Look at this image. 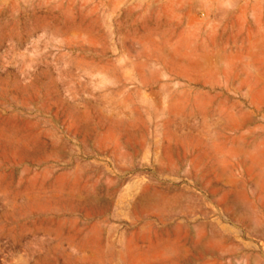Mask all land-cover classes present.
<instances>
[{
	"label": "rangeland",
	"instance_id": "rangeland-1",
	"mask_svg": "<svg viewBox=\"0 0 264 264\" xmlns=\"http://www.w3.org/2000/svg\"><path fill=\"white\" fill-rule=\"evenodd\" d=\"M0 264H264V0H0Z\"/></svg>",
	"mask_w": 264,
	"mask_h": 264
}]
</instances>
